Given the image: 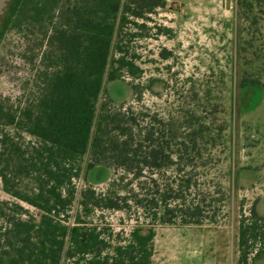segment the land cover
Returning a JSON list of instances; mask_svg holds the SVG:
<instances>
[{"label": "trees", "instance_id": "obj_1", "mask_svg": "<svg viewBox=\"0 0 264 264\" xmlns=\"http://www.w3.org/2000/svg\"><path fill=\"white\" fill-rule=\"evenodd\" d=\"M166 2L14 0L2 18L0 39L12 30L40 31L47 63L39 94L28 105L15 108L0 100V142L2 129L14 127L74 155L89 154L87 171L115 172L104 192L93 186L81 191L61 264H153L157 224L202 226L222 220L228 199L220 175L223 123L215 125L207 110L185 101L162 115L116 107L109 100L97 113L114 38ZM262 4L240 0L252 26L259 24L254 9L263 13ZM116 63L119 69L110 73V81L120 80L119 71L128 66L124 57ZM133 91L137 96L136 86ZM97 210L134 213L136 225L127 237L92 225ZM0 222V264H54L63 234L59 221L0 202ZM238 252V264L264 260V215L256 204L248 215L241 214Z\"/></svg>", "mask_w": 264, "mask_h": 264}, {"label": "rangeland", "instance_id": "obj_2", "mask_svg": "<svg viewBox=\"0 0 264 264\" xmlns=\"http://www.w3.org/2000/svg\"><path fill=\"white\" fill-rule=\"evenodd\" d=\"M166 1L165 8L114 38L97 113L109 100L162 115L185 101L207 110L215 125H225L220 175L228 199L222 220L157 224L153 264H238L241 214L256 204L264 215V11L255 7L259 24L252 26L240 0ZM43 41L33 29L8 31L0 39V100L8 106L24 107L38 96L47 63ZM122 57L128 66L119 71L120 80L110 81ZM2 130L0 202L18 203L62 224L54 262L61 264L81 191L93 186L104 192L115 172L87 171L89 154L74 155L14 127ZM89 222L125 237L136 225L134 213L120 211L97 210Z\"/></svg>", "mask_w": 264, "mask_h": 264}, {"label": "water", "instance_id": "obj_3", "mask_svg": "<svg viewBox=\"0 0 264 264\" xmlns=\"http://www.w3.org/2000/svg\"><path fill=\"white\" fill-rule=\"evenodd\" d=\"M13 1L14 0H0V27L2 24V18Z\"/></svg>", "mask_w": 264, "mask_h": 264}]
</instances>
